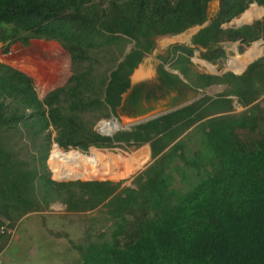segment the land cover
Segmentation results:
<instances>
[{
  "label": "trees",
  "instance_id": "trees-1",
  "mask_svg": "<svg viewBox=\"0 0 264 264\" xmlns=\"http://www.w3.org/2000/svg\"><path fill=\"white\" fill-rule=\"evenodd\" d=\"M213 1L0 0V43L29 46L46 35L66 49L74 72L66 87L41 100L29 76L0 62V255L13 239L9 232L25 216L62 204L70 213L101 208L117 227L110 239L104 234L77 247L81 264H264V58L240 76H212L194 69L195 49L175 46L169 61L178 56L176 69L189 85L203 91L214 85L230 89L112 138L95 130L98 121L117 114L131 76L154 50V38L205 25ZM253 3L264 7V0H220L218 14L193 39V45L208 47L206 61H225V43L250 47L264 39V18L251 26L224 28ZM130 46L131 53L119 63ZM158 72L162 86L151 93L145 86L134 88L126 113H145V94L150 100L163 87L184 84L164 66ZM232 97L244 112L234 114ZM84 108L98 114L89 124ZM192 128L203 145L194 162L188 158L191 134L185 137ZM238 129L249 136L240 137ZM54 132V141L66 151L79 145L134 151L152 143L157 161L135 179V189L120 191L124 182H57L47 164ZM26 136L34 145L29 158L16 149ZM92 158L96 175L125 179L142 168L149 154L143 150L124 157L92 150ZM61 161L76 163L79 157L55 147L50 165L57 171ZM178 162L193 171L207 166L213 171L177 197L171 187L174 172L181 169ZM117 165L126 171L108 170ZM134 208L155 214L130 223L127 216Z\"/></svg>",
  "mask_w": 264,
  "mask_h": 264
},
{
  "label": "crops",
  "instance_id": "crops-1",
  "mask_svg": "<svg viewBox=\"0 0 264 264\" xmlns=\"http://www.w3.org/2000/svg\"><path fill=\"white\" fill-rule=\"evenodd\" d=\"M219 10H220V0H214L209 5V10H208L209 21L205 25L191 28L188 31L182 34H179V35L169 34V35L155 37L154 38V42H155L154 50L152 53L148 54L145 57L143 62L138 66V68L134 71L133 75L131 76V88L128 90L127 93L123 95V103L117 109V114L114 115L113 113H111L108 119H101L100 120L101 122L102 121L103 122L105 121V122L101 125V122L99 121L100 122L99 125L101 128L98 129L97 132L101 129L104 130L106 127L105 126L106 123L109 126L111 125L112 130H113L114 119H116L119 122L122 129H125L123 131L116 132L114 136L119 132L129 131L128 128H131L130 131H132L137 126L146 124L156 119L147 121L142 124H136V120L138 121L141 119L144 120V118H147L151 115H153L152 117L155 116V117H158L157 119H159L169 114H172L176 111H179L183 108H186L188 106H192L195 103L199 102L200 100L204 99L205 97L217 98L220 94L230 89L229 86L227 85H214V86L209 87L205 91H203L201 89H198V88H195L189 85L188 80L185 77V75H183L179 70L176 69V67L178 66V56L175 59H171L169 61L170 51L175 46H186V47L195 49L194 57L191 59L194 65V69L202 74H208L212 76L221 77L228 73H233L234 75L240 76L246 72V70L252 63L256 62L257 60L261 58H264V55H258L257 57L253 58L246 65L242 66V68L243 67L244 68L246 67V68L241 73L234 72L233 70L229 69V66H228L230 65V62L233 61L235 58H237L238 56L242 57L246 55L248 51L252 50L258 45L262 44V47H264V39H261L253 43L250 47H245L241 42L225 43L223 47L227 54L226 62H227L228 67L222 73H220L216 69L218 64H221V63L212 64L204 59L203 55L208 51V47L193 45V39L201 30H203L205 27H207L210 24L211 19H213L218 14ZM263 18H264V7L259 6L257 3H253L251 4V6L248 8V10L244 14L234 19L230 24L225 25L224 28H241L244 26H251L255 22L261 21ZM257 43H260V44L253 47ZM1 44L3 47L8 49L7 45H3V43ZM13 45H9V46H13ZM20 45L21 46L19 47V52H21L22 55L25 54L27 58L22 59L23 63L20 69H16V68L15 69L26 74L27 76L31 78L33 85L41 100H44L52 92L58 89L64 88L68 85L70 79L72 78L74 74L73 69H72V62H71V58L69 54L67 53L66 49L58 41L49 39L46 35L41 34L39 35L38 38L33 39L29 46H24L22 44ZM15 47L16 46H14V48ZM29 48H31L32 50L31 53L27 51ZM162 66H164L165 70H167L168 72L178 75L181 78V80L184 82V84L178 86L175 89H171V90H168V88L163 87L162 88L163 91L155 93L154 96H151L150 100L146 99V94H145V97L142 99V104L145 107L146 112L142 114L126 113L124 110L125 103L127 100L130 99L134 88L145 86L147 87L148 93L149 92L151 93L152 89L159 88L160 86H162V80L158 72L159 68ZM201 67L208 68L211 72L209 73L202 72L200 71ZM189 89L199 91L200 92L199 96L193 99L194 95L190 93ZM218 91H222V92L219 93L217 96H215L214 94L217 93ZM231 99L234 101L233 103L234 112L236 109L242 108V106L239 104L238 98L232 97ZM84 111L86 113L85 117L98 116V114H92L91 112L86 111V108H84ZM106 121H109V122H106ZM194 129L195 128L190 129V131L185 134V136L191 134V137H188L189 138L188 144L193 139L194 140L198 139L196 141L199 142L200 137L196 134V131ZM149 144L144 145L143 147H141L140 149H137L134 152L128 151L122 148L98 149L96 147H90L89 149H84L81 145H79L77 148L71 147L68 151L62 149L58 144H57L58 145L57 148L61 149L65 153L72 152V151H78L82 155H85V156L89 155L90 153L89 151L94 149V150L104 152L107 154L110 153L112 155L113 154L123 155L124 157H131L143 150H147L149 154V159L147 160V162L135 174H132L129 177L125 178L127 179L133 175H137L138 177L140 174L145 172L149 167H151L157 161V159L154 158L153 156V151H152L153 144L151 143L152 147H150ZM189 147H190V144H189ZM118 149L122 150L124 153L119 154L115 152ZM52 153L50 154L49 159H48L49 163L47 162L48 166L50 164ZM126 153H131V154H126ZM126 169L127 168L125 165H117V167H115L114 169L108 168L109 171H114L118 173L124 172L126 171ZM50 170L52 172V179L56 181L55 178H53L54 172L52 168ZM137 177H135V179ZM125 179L122 180L124 183L126 182L124 181ZM135 179L133 180V183L135 182ZM93 180H96V179H93ZM93 180H86L84 182H93ZM75 181H78V180H74L71 182H75ZM96 181L106 182V181H112V180L97 179ZM57 182L64 183L63 181H59V180ZM67 182H70V181H67ZM128 188H131V187L126 186L123 189H120V191L124 189H128ZM131 189H135V188H131ZM53 210H55V208Z\"/></svg>",
  "mask_w": 264,
  "mask_h": 264
},
{
  "label": "rangeland",
  "instance_id": "rangeland-1",
  "mask_svg": "<svg viewBox=\"0 0 264 264\" xmlns=\"http://www.w3.org/2000/svg\"><path fill=\"white\" fill-rule=\"evenodd\" d=\"M14 46L16 47L14 48ZM20 46V43H16L13 46L7 45V49L0 43V62L11 66L14 69H20L23 63L22 59L27 58L25 54L22 55V53L19 52ZM258 48L263 50L260 55H264V47H262V44L258 45L257 49ZM27 51L31 53L32 50L29 48ZM227 67V62L225 60L221 64H218L216 69L222 73L227 69ZM243 68L233 71L238 72ZM200 71L205 73L211 72L208 68L203 67H201ZM221 92L222 91H218L214 95L217 96ZM261 100V107L264 108V97ZM245 110L246 109L243 107L236 109L234 114L238 115ZM93 120V116L85 117V122L87 124L93 122ZM100 122L98 121L96 123L95 130L101 128L99 125ZM105 126L106 127L104 131L110 132L112 130L111 125L109 126L106 123ZM237 134L244 138L249 133L247 130L238 129ZM55 137L56 133L54 132L52 135L53 142L51 145V153L54 150V146L57 145L54 141ZM30 140L31 139H29V136H26L24 141H21L20 139L18 140V145L16 144V149L23 151L21 155L24 156L22 157L29 158V155L33 154L34 145ZM196 140L193 139L189 142L191 154H189L190 156H188V158L193 162L198 159L195 153L201 151L203 146ZM92 150L89 151L90 153L87 156L76 151L68 153L63 151L65 154L76 153L79 157V161L76 163H72L70 161H61L55 166L57 171H55L49 164V168H52L54 172L53 178H55L56 181L78 180L84 182L86 180L96 178V180H112L116 183L123 182V179L121 178V180L102 178L91 171L95 165V161L92 158ZM30 152L31 154L27 155ZM115 152L119 154L124 153L119 149ZM206 157L207 154L203 152L201 159H205ZM178 165L181 167V169L180 171L174 172L175 181L171 187V191L177 193V197L181 196L183 193H186L197 181L203 177H206L208 173L213 171L210 166H207L198 172L193 171L190 168L186 169L182 162H179ZM135 177H137V175H133L130 178L125 179L124 181L126 182L122 185L121 189L126 186L136 188L133 183ZM173 201H176L175 198ZM54 208L55 210H53ZM100 209L88 213H70L67 211L66 206H63L62 204H54L44 213H31L25 216L18 223L16 230L13 233V239L11 240L9 246L1 254L2 264H81L82 258L80 251L77 250V247H86L88 246L89 242L100 241L102 238L101 236L104 234L106 235L107 239H110L112 232L117 228L114 222L109 220L104 211ZM154 214L155 213L152 211H144L134 208L128 214L127 218L130 223H132L139 217H153Z\"/></svg>",
  "mask_w": 264,
  "mask_h": 264
},
{
  "label": "water",
  "instance_id": "water-1",
  "mask_svg": "<svg viewBox=\"0 0 264 264\" xmlns=\"http://www.w3.org/2000/svg\"><path fill=\"white\" fill-rule=\"evenodd\" d=\"M132 47H129L128 49H127V51L125 52V54H124V56H123V58L120 60V62L119 63H121L124 59H125V57L128 55V54H130V52H131V49ZM190 90V93H192L193 95H194V98L193 99H195L196 97H198L199 96V91H196V90H193V89H189ZM153 115H151V116H149V117H147V118H144V120H136V124H142V123H145V122H147V121H150V120H153V119H157L158 117H152ZM114 123V125H113V130L112 131H110V132H106V131H104V130H99L98 132L101 134V135H103V136H109V137H113L114 136V134L116 133V132H118V131H123V130H125V129H122L121 128V126H120V124H119V122L116 120V119H114V121H113ZM86 123V122H85ZM104 122H101V125L103 124ZM128 130L130 131L131 130V128H128ZM149 146L150 147H152V144L150 143L149 144ZM55 147H58V145H55Z\"/></svg>",
  "mask_w": 264,
  "mask_h": 264
},
{
  "label": "bare ground",
  "instance_id": "bare-ground-1",
  "mask_svg": "<svg viewBox=\"0 0 264 264\" xmlns=\"http://www.w3.org/2000/svg\"><path fill=\"white\" fill-rule=\"evenodd\" d=\"M263 52L262 49L255 47L252 50L248 51L246 55L242 57H237L233 61L230 62L229 69L231 70H238L242 68V66L246 65L249 61H251L253 58L257 57ZM256 61V60H255ZM236 74V73H235ZM78 152V151H76Z\"/></svg>",
  "mask_w": 264,
  "mask_h": 264
},
{
  "label": "built area",
  "instance_id": "built-area-1",
  "mask_svg": "<svg viewBox=\"0 0 264 264\" xmlns=\"http://www.w3.org/2000/svg\"><path fill=\"white\" fill-rule=\"evenodd\" d=\"M14 232H15V231H14ZM14 232L10 231L9 233L13 235ZM0 264H2V261H1V255H0Z\"/></svg>",
  "mask_w": 264,
  "mask_h": 264
}]
</instances>
